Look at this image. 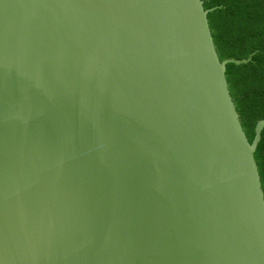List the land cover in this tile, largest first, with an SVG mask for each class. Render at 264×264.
Segmentation results:
<instances>
[{
  "label": "water",
  "instance_id": "water-1",
  "mask_svg": "<svg viewBox=\"0 0 264 264\" xmlns=\"http://www.w3.org/2000/svg\"><path fill=\"white\" fill-rule=\"evenodd\" d=\"M212 11L0 0V264H264Z\"/></svg>",
  "mask_w": 264,
  "mask_h": 264
},
{
  "label": "trees",
  "instance_id": "trees-1",
  "mask_svg": "<svg viewBox=\"0 0 264 264\" xmlns=\"http://www.w3.org/2000/svg\"><path fill=\"white\" fill-rule=\"evenodd\" d=\"M221 60H248L228 65L227 77L241 125L250 143L264 122V0H202ZM264 191V131L255 153Z\"/></svg>",
  "mask_w": 264,
  "mask_h": 264
}]
</instances>
